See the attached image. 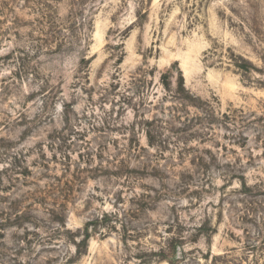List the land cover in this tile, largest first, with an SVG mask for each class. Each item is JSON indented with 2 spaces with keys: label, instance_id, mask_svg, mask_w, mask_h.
<instances>
[{
  "label": "rangeland",
  "instance_id": "374dc122",
  "mask_svg": "<svg viewBox=\"0 0 264 264\" xmlns=\"http://www.w3.org/2000/svg\"><path fill=\"white\" fill-rule=\"evenodd\" d=\"M0 264H264V0H0Z\"/></svg>",
  "mask_w": 264,
  "mask_h": 264
},
{
  "label": "trees",
  "instance_id": "16d2710c",
  "mask_svg": "<svg viewBox=\"0 0 264 264\" xmlns=\"http://www.w3.org/2000/svg\"><path fill=\"white\" fill-rule=\"evenodd\" d=\"M181 87H183L182 78H181ZM88 240H89V236L87 234H85V237H84V240L83 241L86 243Z\"/></svg>",
  "mask_w": 264,
  "mask_h": 264
}]
</instances>
